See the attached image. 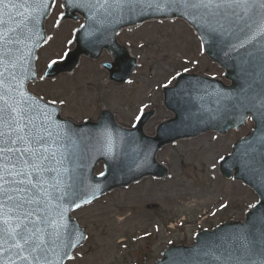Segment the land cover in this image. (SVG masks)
I'll use <instances>...</instances> for the list:
<instances>
[{"label":"snow or ice","instance_id":"snow-or-ice-1","mask_svg":"<svg viewBox=\"0 0 264 264\" xmlns=\"http://www.w3.org/2000/svg\"><path fill=\"white\" fill-rule=\"evenodd\" d=\"M55 3L0 0V264H59L65 256L71 259L68 249L78 241L64 223L65 205L81 206L76 201L81 198L82 170L94 151V141L96 137L105 141L103 154L109 157H119L125 143L122 133L114 136L107 126L88 135L74 131L54 117L56 100L51 105L37 102L27 91L24 81L30 78V69L25 42L52 40L38 26ZM65 5L88 13L87 24L80 25L87 36L125 14L172 10L195 19L204 38L234 51L246 49L240 58L246 78L241 94L205 91L201 100L215 106L209 109L214 115L239 111L241 122L256 119L261 132L244 141L241 163L264 179V41L260 39L264 0H63L60 7ZM64 18L65 13H60L53 26L59 28ZM27 51L30 55L31 48ZM68 55L65 51L62 58ZM58 63L50 59L47 66ZM246 111H252L253 117H245ZM194 251V256L175 264H264V216Z\"/></svg>","mask_w":264,"mask_h":264},{"label":"rangeland","instance_id":"rangeland-1","mask_svg":"<svg viewBox=\"0 0 264 264\" xmlns=\"http://www.w3.org/2000/svg\"><path fill=\"white\" fill-rule=\"evenodd\" d=\"M55 22L48 25L51 43L40 54L41 77L50 59H62L70 48L67 42L72 31L79 26L67 25L63 32L66 26L57 30ZM120 40L139 59L128 86H105L107 74L101 62H83L73 76L55 82L41 80L33 91L47 100L63 101L64 115L73 120L97 118L102 108H108L119 122L131 126L144 111L154 110L146 129L153 134L159 123L173 118L163 106L162 88L174 86L177 73L225 81L223 70L208 60L198 37L180 21L146 24L125 31ZM252 128L250 121L225 138L211 133L174 144L158 155L159 162L170 170L166 179L143 180L77 211L74 215L89 237L68 264L152 263L170 243L191 245L202 229L234 218L243 220L258 197L242 183L224 179L219 166L233 144ZM102 171L98 169V173Z\"/></svg>","mask_w":264,"mask_h":264},{"label":"water","instance_id":"water-1","mask_svg":"<svg viewBox=\"0 0 264 264\" xmlns=\"http://www.w3.org/2000/svg\"><path fill=\"white\" fill-rule=\"evenodd\" d=\"M65 6L66 15L68 17L70 13L80 11L86 20L88 13L85 10L70 8L67 5ZM52 9L53 7L50 8L46 15L41 17L38 26L44 36H47L44 26L45 20L49 17ZM175 18L185 20L199 34L209 58L225 69V77L232 83L231 85H226L222 80L209 79L200 75H181L177 79L176 87L165 90L166 106L175 113V118L159 126L157 135L153 138L146 137L143 132L152 113L144 114L136 128L128 130L118 126L114 116L108 111L103 112V115L98 122L86 121L82 124H76L70 120L62 119L60 108L55 106L56 111L54 112V117L60 122L67 123V125L74 131L88 135L107 126L113 131L114 136L119 132L122 133L124 137L125 143L120 148L119 157H109L104 155L103 153L106 150L105 141L100 137H96V140L94 141V151L90 154L86 167L82 170L84 180L81 189V198L76 201V203H79L81 206L94 201L114 189L141 180L145 176L155 175L158 177H164L165 174L156 169L158 166L156 155L163 147L171 143L178 142L182 139L196 138L211 130L219 131L221 134H227L230 128L233 127L235 129H240L245 125L248 118L241 122L239 111L222 112L214 115L209 109H212L215 106L210 102L206 103L205 100H201V96L204 95L205 91L233 96L241 94V90L245 86L246 78L241 70L240 58L245 53L246 49L234 51L225 45L218 43L216 40L204 38L201 35L199 23L195 19L189 18L179 11H153L151 9H146L143 13L137 15L125 14L116 22L107 25L106 29L97 32L93 36L85 35L86 29H81L75 38L76 48L69 52V55L64 62L56 64L50 68L47 76L54 77L73 71L83 54L91 58H100V53L102 51L100 46L107 44L110 47L113 45V47L116 48V45H118L117 36L124 28L139 26L152 20ZM87 22L88 21L86 20L85 24H87ZM260 39L264 41V37H261ZM25 43L27 47L25 48L24 55L29 61L26 67L30 69L28 73L30 78L25 80L24 83L26 84L28 91L29 83L35 82L37 79L35 67L36 59L38 50L45 43L42 40L26 41ZM248 47L251 48L252 46L249 45ZM27 48H31L30 55L28 54ZM117 50L122 49L118 48ZM117 50H115V59L117 63L114 67H121V54H123V52ZM133 67L134 65H132L130 73L132 72ZM32 72L35 73L34 78H31ZM110 73L111 76L114 77V80L118 82L124 81L117 80L118 73L114 71H110ZM40 101L41 99L37 98V102ZM243 114L245 117H249V115H252L253 117L254 115L252 111H246ZM253 120L256 125L252 135L239 141L234 146L232 155L226 157L222 162L221 171L224 177L228 179L232 178L235 173L234 177L236 180L243 181L260 196V203L247 214L245 223L233 221L221 225L213 232L201 233L193 247L171 246L169 250L164 253L163 258L156 264H175L176 261L181 260L186 256H194V250L203 246L206 242L214 240L216 237L226 233L236 232L242 225L264 216V179L254 171L244 167L241 163V154L247 147V145L244 144V141L254 136H258L261 132L256 119L253 118ZM100 162H104L105 172L103 176H96V167ZM65 207L68 211L64 213V223L73 232L74 240L78 241L75 247L68 249V253L72 257L73 252L86 243L87 234L72 217L73 211L80 207L77 208L75 204L71 202L66 204ZM68 260L69 258L65 256L59 260V264H65Z\"/></svg>","mask_w":264,"mask_h":264},{"label":"bare ground","instance_id":"bare-ground-1","mask_svg":"<svg viewBox=\"0 0 264 264\" xmlns=\"http://www.w3.org/2000/svg\"><path fill=\"white\" fill-rule=\"evenodd\" d=\"M195 206H196V205H193V206H191V205H188L187 207H188V208H190V207H192V208H193V207H195ZM208 215H209V214H207V213H206V216H207V217H208Z\"/></svg>","mask_w":264,"mask_h":264}]
</instances>
